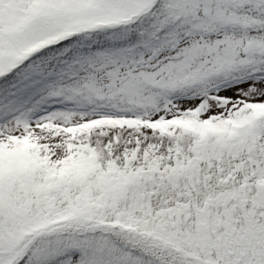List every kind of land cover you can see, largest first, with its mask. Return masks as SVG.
I'll return each instance as SVG.
<instances>
[{"label":"snow or ice","instance_id":"obj_1","mask_svg":"<svg viewBox=\"0 0 264 264\" xmlns=\"http://www.w3.org/2000/svg\"><path fill=\"white\" fill-rule=\"evenodd\" d=\"M0 264H264V0H0Z\"/></svg>","mask_w":264,"mask_h":264}]
</instances>
